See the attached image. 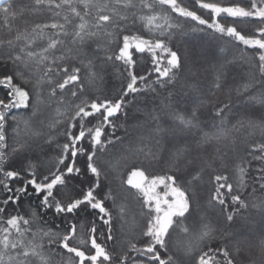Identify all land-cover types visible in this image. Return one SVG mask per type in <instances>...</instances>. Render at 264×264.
<instances>
[{"label":"snow or ice","instance_id":"1","mask_svg":"<svg viewBox=\"0 0 264 264\" xmlns=\"http://www.w3.org/2000/svg\"><path fill=\"white\" fill-rule=\"evenodd\" d=\"M6 3L7 0H0V4ZM248 3L250 7L240 4L222 6L217 2L194 0V6L209 11L211 20H207L197 11L184 6L180 0H29L25 6L29 13L46 19L24 29L16 28L9 18L14 20L22 15L25 7L19 13L12 10L11 3L0 8V19L3 20L0 28L5 33L0 35V65H11L13 68V74L0 75V86L8 89L7 99H0V188L7 196L0 201V264H113L116 257L106 247L108 241L115 240L112 234L113 217L105 207V202L112 200L115 205L116 196L111 189L103 199L98 198L96 192L101 187L102 176L98 155L106 153L110 146L124 139L114 135L118 127H124L118 126L115 119L121 113L127 118L125 110L134 103L135 97L145 91L155 92L153 85L163 89L178 80L183 64L178 53L170 47V41L173 30L179 29L181 24L173 22V13L206 26L214 33L228 37L237 45L242 44L246 50L254 52L255 55L250 59L255 73L250 82L238 86L237 95H246L257 85L264 86V0H248ZM218 17L255 21L258 26L254 35H245L233 24L220 23ZM92 45H95L94 52L104 53L102 63L121 62L127 72L128 82L118 99H91L86 94L99 79L94 59L85 58L87 53L84 49ZM136 53H148L151 56L152 69L148 75L138 76L135 73ZM153 73L155 79H151ZM257 75L259 79H256ZM16 79L21 84L15 83ZM223 79V73L217 70L213 87L219 89ZM129 96L133 99L129 100ZM171 97L172 93H169V99ZM246 103H259L264 107V94L247 97ZM53 105L55 118L46 125L44 113ZM167 107L169 105H164V108ZM230 107V104H213L214 116L220 118V125L211 132L203 130L197 107L190 113L171 114L172 124L182 132L200 133L197 147L222 141L235 146L237 136L233 134L243 135L245 156L251 157V160L240 157L239 162L235 163V184L229 182L227 174L215 175L216 188L209 201L210 206L219 205L226 212L224 220L229 225L235 222L241 210L249 208L248 201L242 198V193L249 187V180L252 181V194L258 189L264 191V114L258 118H241L228 128L224 126L225 113ZM13 109H31V114L27 118L17 119L12 115ZM9 116L15 125L11 132L15 140L10 150ZM145 117L133 126L137 135L134 139L129 137L130 144L126 151L129 156H142L149 163H159L166 150L161 140L166 136L174 140L177 133L169 132L165 127L162 109L153 108L145 113ZM91 119H96L94 125ZM62 124H66L62 134L67 142L60 146L62 154L56 160L55 171L38 180L36 165L30 160L20 170H5V161L28 153L32 148L29 140L39 139L44 134L42 129L45 126L55 130ZM77 127L78 132L75 131ZM108 127L113 133L105 139ZM257 133L260 140L252 143ZM86 139L89 147L84 146ZM53 140L54 137L49 135L46 143ZM188 152L186 145L174 147L169 153L165 174L151 177L134 163L130 165L129 156H120L108 163L113 171L121 165L124 168L131 166L132 170L127 180H122V184L129 186V191L134 189L136 198L142 201L140 214L146 220L142 237L148 242L143 248L131 243L130 250L147 257L143 264H183L182 260H177L171 254L162 256L160 251L168 253V241L172 232L178 230L186 238L183 254L194 258L193 264H264V239L259 240V256L251 255V242L245 240H236L231 248L226 244L212 247L220 230L205 217L194 216L195 185L200 181L203 170H195L194 161L188 158ZM69 154L71 163H68ZM78 155L87 157V172L95 178V183L80 198L65 202L57 198L56 190L65 187L72 174H81V168L75 166ZM226 156L227 153H223L217 158L223 161ZM252 161L261 162V166L256 169V176H250ZM214 162H210L209 166ZM61 166H65L63 171ZM25 176L28 178L25 179ZM15 180H23L24 186L13 190L10 182ZM28 186L42 196L39 205L27 215L19 212L8 214V205H18L21 194L27 192ZM161 187L162 192L158 190ZM227 197H230V204ZM82 207L98 210L101 226L107 228V233L100 231L93 222L85 236V226L81 223L78 237V226L74 220L68 221L62 232L53 231L43 221L48 211L71 216ZM117 207L121 220H124L127 205L121 203ZM229 207L232 208L231 212L227 211ZM252 207L264 212V200ZM125 223L132 228L137 226L135 217ZM225 235L229 238L232 236ZM105 237L104 244L98 242ZM44 241H47L48 253L44 251ZM245 243L249 245V258L242 261L239 257L245 252ZM57 255L60 256L58 262L53 260ZM119 264H128L127 253L119 256Z\"/></svg>","mask_w":264,"mask_h":264},{"label":"trees","instance_id":"2","mask_svg":"<svg viewBox=\"0 0 264 264\" xmlns=\"http://www.w3.org/2000/svg\"><path fill=\"white\" fill-rule=\"evenodd\" d=\"M180 2L189 7L192 10L197 11L202 18L211 20V16L208 10H201L198 6H194V0H180ZM205 2H217L222 6H231L240 4L244 7H250L248 0H205ZM7 3L12 4V10L17 13L20 12L22 7H25L29 0H7ZM6 4H0V8L7 6ZM173 22L180 23L179 29L173 30L172 38L170 41V47L178 53L181 58L183 67L178 73V80L175 84L169 85L166 88L161 89L158 85H153L156 88L155 92L145 91L135 97V101L125 111H127V118L123 113L119 114L115 119V123L124 125V127H118L114 135L124 137L121 143L115 144L109 147V150L98 155V161L102 167L101 187L97 190L96 195L98 198L103 199L105 193L111 189L116 196L115 205L112 200L105 202V207L109 209L113 217V236L114 241H108L106 247L109 252L113 253L116 259L113 260V264H119V256L124 253L128 254V264H143L147 261L146 256L140 255V253L131 251L129 245L135 243L137 247L143 248L148 242L142 237V231L146 227V220L141 216V204L142 201L136 198L135 190L129 191V186L122 184V180H127L128 173L132 170L131 166L124 168L123 165L113 171L108 167V163L114 161L120 156H129L126 148L130 144L129 137L133 139L137 135L133 131V126L138 121H143L146 112H150L153 108L162 109L165 113V127L169 129V132L175 131L177 138L169 140L167 136L161 140V143L165 145L164 158L159 163H149L144 160L142 156L132 157L129 156V164H135L136 167H140L145 170L146 175L149 177L156 175H164L167 171V160L169 159V153L174 147L187 146L189 149L188 158L193 159L194 167L196 171L203 170L200 181L195 185L194 196V216H203L207 220L211 221L220 231L217 233V239L212 244V247H218L221 244H226L230 248L235 244L236 240H245L251 242V255L259 256L260 249L258 247L259 240L264 239V212L258 208H253V204H259L261 200H264V191L257 190L255 194H252V181L249 180V187L242 193V198L246 199L249 203L247 210H241L234 223L229 225L225 220L224 212L219 205L210 206L209 201L215 192L216 183L214 181L215 175L229 176V182L236 183V174L234 172L235 163L239 162L240 157H245L247 160H251V157L245 156V144L242 143L244 137L242 134L234 133L237 136V144L231 145L228 141H222L220 143L212 142L203 147H197L196 141L200 138V133H187L182 132L179 128H176L171 121V114L183 112L190 113L194 107L198 108L199 119L202 122V128L204 131H214L216 126L220 125V118L214 116L213 104L216 106L230 104L231 107L226 110L225 127L230 128L241 118H247L249 116L258 118L261 114H264V107H261L259 103L250 104L246 103L247 97L260 94H264V86L257 85L253 87L246 95H237L238 86L250 82L255 73V69L251 66L252 61L250 57L254 56V52L250 49L246 50L245 46L237 45V43L230 40L228 37L221 36L218 33H214L213 30L208 29L206 26H200L197 22L191 19L185 20L184 18L177 17L175 13L172 14ZM10 21L16 26V28L24 29L30 28L34 22H45L46 17L31 15L28 9L25 7V11L22 15H18L14 20L10 17ZM220 23L225 25L233 24L237 27L242 34L254 35L255 29L258 26L255 21L249 22L244 20L234 21L232 18L227 20L217 18ZM25 21H28L26 24ZM3 24V20L0 19V25ZM193 29H196L195 31ZM203 29V30H201ZM4 30L0 28V35H4ZM14 34V33H13ZM95 45L90 48H85L84 52L87 53V58H93L96 65L95 71L98 74L99 79L94 85L89 87L86 93L91 99L100 97L101 99H118L122 88L126 87L128 79L127 72L121 62L115 64L108 62L102 63L104 56L103 52L96 53L93 51ZM116 51L117 49H112ZM134 58L137 61L135 66V73L138 76L148 75L152 69V59L148 53L134 54ZM222 66V67H221ZM220 70L223 73L224 79L222 86L219 89L213 87L214 77L216 71ZM13 74V68L11 65H0V75ZM86 74L85 73H82ZM62 79V77L60 78ZM151 79H155V74L151 75ZM256 79H259L258 75ZM17 84H21L19 79L14 81ZM23 86V85H22ZM7 92L3 86H0V99H7ZM169 93H172L171 99H169ZM67 95V94H66ZM129 100L133 97L129 96ZM201 101L203 103L201 104ZM78 102V101H77ZM164 105L169 107L164 108ZM55 105L49 108L44 113L45 124L47 125L50 119L55 118ZM139 109V110H138ZM31 114V109H13L12 115L17 119L27 118ZM96 119H91V124L94 125ZM14 123L9 116L8 119V133H9V150L14 143L15 138L11 136ZM154 126V125H153ZM66 127V124L59 125L55 130L49 129L45 126L42 131L43 135L39 139H31L29 143L32 144V148L28 153L21 156L11 157L5 161L6 169L20 170L26 167L29 160L36 165L37 179H41L43 176L48 175L50 172L55 171L56 160L62 154L61 147L67 142L65 136L62 134V129ZM127 129V131H125ZM75 131H79V128ZM113 130L106 128L105 139L109 135H112ZM54 137L51 143H46L48 136ZM260 140L259 133L252 139V143ZM85 147L88 146L87 139L83 142ZM154 143V142H153ZM219 149V153L217 152ZM90 150V148H89ZM227 153V156L223 161L218 159L219 154ZM259 155V153H256ZM87 157L78 155L76 157V167L81 168V174H72L68 178L67 185L65 187H58L56 190V196L58 199H62L68 202L70 199L80 198L84 191L91 187L95 183V178L92 177L86 168ZM211 166H209V163ZM72 162V158L69 154L68 163ZM226 164L227 167H223ZM261 166L260 161H252L250 176H256L258 169ZM65 166H61L63 171ZM215 169V171H213ZM28 177L25 176V179ZM187 179V176L184 177ZM11 187L15 190L17 187L24 186L23 180H15L10 182ZM161 191L163 188H159ZM235 194V192L233 193ZM7 196L2 188H0V201L6 199ZM42 196H39L31 186H28L26 193H22L19 199L18 205L9 204L8 214H17L19 212L22 215L29 214L32 210L36 209L39 205ZM227 202L230 204V197H227ZM124 203L127 205V215L124 220H121L118 205ZM228 212L232 211V208L227 209ZM98 210H92L90 207H82L78 213L71 216H64L63 214L57 215L54 211H48L43 216V221L46 226L53 231H63L67 227L68 221H75L78 226V237L80 235L79 225L84 224V234L87 236L88 229L91 228L93 222L97 224L100 231L107 233V228L101 226ZM135 217L137 226L132 228L125 221H130ZM7 218V214L5 219ZM191 219V218H190ZM35 227V226H33ZM178 230H174L168 241V253L161 251L162 256L173 255L177 260H182L183 264H193L194 258L185 256L182 249L177 250L172 244L173 234ZM232 234L229 238L225 234ZM99 235V233H97ZM224 238L221 239L220 237ZM105 238L98 240V242L104 244ZM45 243V253L50 250L47 247V241ZM75 241L73 244L75 245ZM245 252L239 257L242 261H246L249 258L248 243L243 245ZM59 251V249H57ZM53 260L58 262L60 256L53 257Z\"/></svg>","mask_w":264,"mask_h":264},{"label":"rangeland","instance_id":"3","mask_svg":"<svg viewBox=\"0 0 264 264\" xmlns=\"http://www.w3.org/2000/svg\"><path fill=\"white\" fill-rule=\"evenodd\" d=\"M158 190L161 191L160 189ZM172 239H173L172 244L177 250H181L184 244L186 243V238L181 233H179V231L173 234Z\"/></svg>","mask_w":264,"mask_h":264},{"label":"water","instance_id":"4","mask_svg":"<svg viewBox=\"0 0 264 264\" xmlns=\"http://www.w3.org/2000/svg\"><path fill=\"white\" fill-rule=\"evenodd\" d=\"M128 177V176H127ZM134 190V189H133Z\"/></svg>","mask_w":264,"mask_h":264}]
</instances>
